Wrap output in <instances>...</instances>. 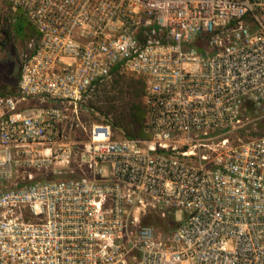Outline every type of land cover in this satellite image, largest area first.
<instances>
[{
    "label": "built area",
    "instance_id": "1",
    "mask_svg": "<svg viewBox=\"0 0 264 264\" xmlns=\"http://www.w3.org/2000/svg\"><path fill=\"white\" fill-rule=\"evenodd\" d=\"M22 16L0 264H264V0H0V43ZM117 73L142 135L101 120L79 156L67 111Z\"/></svg>",
    "mask_w": 264,
    "mask_h": 264
},
{
    "label": "rangeland",
    "instance_id": "2",
    "mask_svg": "<svg viewBox=\"0 0 264 264\" xmlns=\"http://www.w3.org/2000/svg\"><path fill=\"white\" fill-rule=\"evenodd\" d=\"M27 24V19L20 17L15 25L21 30L20 35H15L13 31L6 41L0 43V97L17 95L21 76L20 51L25 43L24 31ZM138 80V77L131 74H115L97 90L92 91L84 104L77 109L69 108L68 118L63 125L72 130L71 139L75 142L78 155L83 152L84 144L89 139V128L101 120L111 125L115 138H125L124 131H127V134H141L142 125L135 119L141 115L145 106ZM51 107L54 106L36 100L22 105V109H32L29 114L39 113ZM181 215L182 213H179L177 216Z\"/></svg>",
    "mask_w": 264,
    "mask_h": 264
},
{
    "label": "trees",
    "instance_id": "3",
    "mask_svg": "<svg viewBox=\"0 0 264 264\" xmlns=\"http://www.w3.org/2000/svg\"><path fill=\"white\" fill-rule=\"evenodd\" d=\"M5 33H6V37H5V39H4V41H6L7 40V38L9 37V35H10V32L8 31V30H5ZM15 33H16V35H20V33H21V30L19 29V28H15ZM3 41V42H4ZM3 42H1V44L3 43ZM118 74V73H117ZM139 81V85H140V91H141V94H142V96H143V94H144V84H143V81L140 79V80H138ZM144 119H145V109L144 108H142V112H141V115L140 116H138V118L137 119H135V121H137L138 122V124H140V125H143V121H144ZM127 131H124V133L126 134V137H140L141 135H142V131H141V134H138V135H135V134H127L126 133ZM145 223L147 224V225H152V224H154L155 223V220H153V219H150V218H147L146 220H145Z\"/></svg>",
    "mask_w": 264,
    "mask_h": 264
},
{
    "label": "crops",
    "instance_id": "4",
    "mask_svg": "<svg viewBox=\"0 0 264 264\" xmlns=\"http://www.w3.org/2000/svg\"><path fill=\"white\" fill-rule=\"evenodd\" d=\"M26 111V113L28 114V113H30L31 111H32V109H27V110H25Z\"/></svg>",
    "mask_w": 264,
    "mask_h": 264
}]
</instances>
